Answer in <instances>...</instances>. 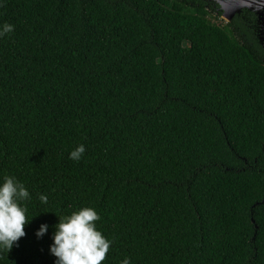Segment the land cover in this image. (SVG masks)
<instances>
[{
	"label": "trees",
	"instance_id": "1",
	"mask_svg": "<svg viewBox=\"0 0 264 264\" xmlns=\"http://www.w3.org/2000/svg\"><path fill=\"white\" fill-rule=\"evenodd\" d=\"M221 14L0 0V183L24 184L32 219L0 264H56L55 226L83 207L112 241L102 264H264L260 22L242 10L220 33Z\"/></svg>",
	"mask_w": 264,
	"mask_h": 264
},
{
	"label": "clouds",
	"instance_id": "2",
	"mask_svg": "<svg viewBox=\"0 0 264 264\" xmlns=\"http://www.w3.org/2000/svg\"><path fill=\"white\" fill-rule=\"evenodd\" d=\"M14 26L5 22L0 25V37L12 32ZM85 152L83 144L69 153V159L79 161ZM30 193L24 184L15 177L5 176L0 183V250L8 252L13 245L25 236V226L32 219L27 218L24 202L30 200ZM42 204H47L48 197L39 196ZM100 220L97 211L91 207H83L71 215L59 218L52 237L50 254L56 258V264H102L109 252L112 241L97 229ZM48 225L42 224L35 233L37 238L43 237ZM121 264H130L125 257Z\"/></svg>",
	"mask_w": 264,
	"mask_h": 264
},
{
	"label": "water",
	"instance_id": "3",
	"mask_svg": "<svg viewBox=\"0 0 264 264\" xmlns=\"http://www.w3.org/2000/svg\"><path fill=\"white\" fill-rule=\"evenodd\" d=\"M215 2L222 14L221 18L230 22L233 17L242 10H248L256 13L260 22V43L264 47V0H211Z\"/></svg>",
	"mask_w": 264,
	"mask_h": 264
},
{
	"label": "rangeland",
	"instance_id": "4",
	"mask_svg": "<svg viewBox=\"0 0 264 264\" xmlns=\"http://www.w3.org/2000/svg\"><path fill=\"white\" fill-rule=\"evenodd\" d=\"M220 20L222 22L221 23L219 21L217 22V24H218L217 31L221 33L222 32V25H224L226 23V20L222 19L221 17H220Z\"/></svg>",
	"mask_w": 264,
	"mask_h": 264
}]
</instances>
